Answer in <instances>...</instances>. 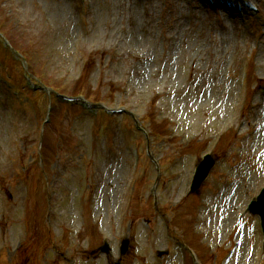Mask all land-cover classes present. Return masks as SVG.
Returning a JSON list of instances; mask_svg holds the SVG:
<instances>
[{
  "label": "rangeland",
  "instance_id": "374dc122",
  "mask_svg": "<svg viewBox=\"0 0 264 264\" xmlns=\"http://www.w3.org/2000/svg\"><path fill=\"white\" fill-rule=\"evenodd\" d=\"M233 1L0 0V264H264L247 212L264 187V0ZM221 94L225 123L186 130Z\"/></svg>",
  "mask_w": 264,
  "mask_h": 264
},
{
  "label": "bare ground",
  "instance_id": "6f19581e",
  "mask_svg": "<svg viewBox=\"0 0 264 264\" xmlns=\"http://www.w3.org/2000/svg\"><path fill=\"white\" fill-rule=\"evenodd\" d=\"M60 10L62 11L63 9L60 7ZM260 55L264 58V51ZM263 69H264V64H263ZM220 97L223 98L224 97L223 94L219 95V98H218L219 106L216 109H214L213 114H211L212 111H210V110H206L205 111L206 113L201 114V115L199 114V112H196L194 110H189L188 113L191 114L193 117H195L197 120H200L201 124H198L199 126L197 124H194L193 126H190V125L187 126L186 125V127H185L186 130H193V131H195L197 137H201L204 133H211L214 131V129H213L214 125L213 124L211 127L212 121H214V123H216L218 121V119L222 117L224 119L223 123H225L226 117H227V108L223 103H221ZM213 105H216V104L210 103V106H213ZM256 106H262L264 108L263 104H259ZM255 107H252V108L254 109ZM228 128L229 127H227L226 129H228ZM258 130H259L258 131V133H259L260 129H258ZM241 132H242V129L239 131V133H241ZM260 136H262V139H261V137L259 138L260 141H264V132ZM223 207H225V206L223 205ZM230 208H231V211H230L229 216L231 218L235 217V215H236L235 210L237 209V205L233 204L232 207H230ZM227 210L228 209H226V211L223 214L220 213V216L221 215L227 216V214H228ZM239 213H240V211H239ZM240 217H242V214H240ZM215 227H216L215 231L220 235L226 229V227L223 226V224L221 223L220 220H217Z\"/></svg>",
  "mask_w": 264,
  "mask_h": 264
},
{
  "label": "water",
  "instance_id": "95a60500",
  "mask_svg": "<svg viewBox=\"0 0 264 264\" xmlns=\"http://www.w3.org/2000/svg\"><path fill=\"white\" fill-rule=\"evenodd\" d=\"M213 165H214V161L211 158V156L208 155L203 158V161L197 166L195 170V174L191 184V192H195L196 190L199 189L203 181L208 176L209 171L213 167ZM249 210L252 214L258 215L260 217L261 227L264 235V189L258 196L257 200L251 203ZM127 249H128V240H125L121 245V254H125ZM101 250L104 253H109L108 245L105 244Z\"/></svg>",
  "mask_w": 264,
  "mask_h": 264
}]
</instances>
